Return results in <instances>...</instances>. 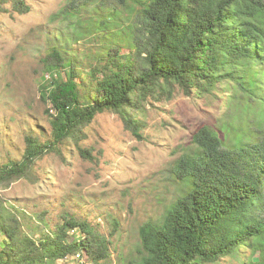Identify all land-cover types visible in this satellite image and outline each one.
Here are the masks:
<instances>
[{"label":"trees","instance_id":"obj_1","mask_svg":"<svg viewBox=\"0 0 264 264\" xmlns=\"http://www.w3.org/2000/svg\"><path fill=\"white\" fill-rule=\"evenodd\" d=\"M87 1L101 3L85 16L84 3L62 13L96 18L95 31L81 36L102 43V51L89 54L94 64L85 74L59 49L49 54L40 89L52 138L26 136L22 158L0 165V186L36 180L38 161L62 154L69 142L91 158L79 144L97 115L117 112L130 123L163 83L188 95L217 93L227 97L229 117L244 119L197 130L173 169L175 201L162 220L141 227L140 259L123 264H220L242 256V264H264V0ZM12 3L30 12L25 0ZM63 219L32 235L0 199V264L110 261L112 234L69 214Z\"/></svg>","mask_w":264,"mask_h":264},{"label":"rangeland","instance_id":"obj_2","mask_svg":"<svg viewBox=\"0 0 264 264\" xmlns=\"http://www.w3.org/2000/svg\"><path fill=\"white\" fill-rule=\"evenodd\" d=\"M25 3L30 12L20 13L12 0H0V165L22 158L26 136L42 141L52 138L50 106L40 89L48 79L49 54L59 49L85 74L94 64L89 54L102 51V43L81 36L95 31L96 18L66 19L62 13L84 3L85 16L101 2ZM226 98L217 93L188 95L176 83H163L160 93L131 112L130 123L117 112L97 115L79 144L90 150L91 158H84L69 142L62 154L51 153L38 161L36 180L0 186V199L29 234L51 231L69 214L89 221L105 235L112 234V257L107 264L140 259V229L146 222L162 220L175 201L173 169L193 146V135L205 125L219 128L223 122L239 124L244 119L229 117ZM244 257L241 261L224 258L220 264H242Z\"/></svg>","mask_w":264,"mask_h":264}]
</instances>
